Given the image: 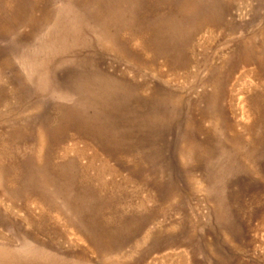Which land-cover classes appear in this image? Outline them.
Instances as JSON below:
<instances>
[{
	"label": "rangeland",
	"instance_id": "1",
	"mask_svg": "<svg viewBox=\"0 0 264 264\" xmlns=\"http://www.w3.org/2000/svg\"><path fill=\"white\" fill-rule=\"evenodd\" d=\"M0 264H264V0H0Z\"/></svg>",
	"mask_w": 264,
	"mask_h": 264
},
{
	"label": "bare ground",
	"instance_id": "2",
	"mask_svg": "<svg viewBox=\"0 0 264 264\" xmlns=\"http://www.w3.org/2000/svg\"><path fill=\"white\" fill-rule=\"evenodd\" d=\"M15 259V258H14ZM20 263V262H19Z\"/></svg>",
	"mask_w": 264,
	"mask_h": 264
}]
</instances>
